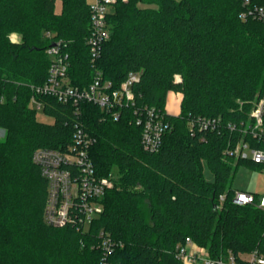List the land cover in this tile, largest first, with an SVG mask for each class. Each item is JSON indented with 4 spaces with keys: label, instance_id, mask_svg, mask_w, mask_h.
I'll return each mask as SVG.
<instances>
[{
    "label": "trees",
    "instance_id": "16d2710c",
    "mask_svg": "<svg viewBox=\"0 0 264 264\" xmlns=\"http://www.w3.org/2000/svg\"><path fill=\"white\" fill-rule=\"evenodd\" d=\"M240 10L238 0H114L107 16L111 34L95 68L113 89L137 73L133 106L114 119L92 104L76 114L40 96L39 111L53 119L44 123L36 119L30 86L47 78L45 50L52 41L65 45L71 85L82 88L94 78L85 43L88 3L0 0V264H98L99 231L122 243L111 264H182L174 248L186 237L211 258L263 251L264 212L235 205L231 188L240 164L261 168L224 155L264 91V23L239 20ZM11 33L19 43L10 42ZM169 92L182 95L176 116L165 110ZM144 107L168 123L153 153L143 149L135 125L134 110ZM198 116L219 117L221 125L191 133L187 122ZM228 123L234 131L226 130ZM78 126L95 139L89 156L96 174H117L87 232L75 222L52 227L43 221L47 183L31 160L40 148L65 150Z\"/></svg>",
    "mask_w": 264,
    "mask_h": 264
},
{
    "label": "built area",
    "instance_id": "2783aa9c",
    "mask_svg": "<svg viewBox=\"0 0 264 264\" xmlns=\"http://www.w3.org/2000/svg\"><path fill=\"white\" fill-rule=\"evenodd\" d=\"M89 9V27L85 43L88 48L89 62L95 71L94 78L87 86L79 88L70 84L67 71L68 54L61 40L52 41L45 53L49 67L45 82L39 86H30V103L36 110L42 105L40 96L53 97L58 102L70 105L76 114L82 104H92L100 111L117 119L121 108L133 106L131 87L138 80L137 73H128L118 89H113L109 81L102 80L96 70L103 44L110 37L107 16L114 0H86ZM241 21L256 20L264 23V5L258 0H238ZM264 1V0H263ZM46 38L51 34L46 32ZM179 80V77H176ZM167 113V112H166ZM168 114V113H167ZM135 125L141 127V145L146 152H156L161 139L168 129L164 115L154 108L134 110ZM221 125V118L195 117L188 120L187 128L191 133L215 131ZM226 130L234 131L231 123ZM233 140V141H232ZM224 155L231 159L249 161L264 168V91L251 103L250 109L240 121L238 131L230 139ZM95 139L80 126L76 127L70 145L63 151L40 148L33 152L32 162L38 166L41 176L46 180V201L43 221L52 227H61L68 223L77 224L87 232L90 224L102 213L101 200L106 191L113 188L115 178L108 174L100 177L96 174L89 156ZM224 196H219L223 202ZM232 202L235 205H253L264 212V195L235 191ZM96 248L99 250L98 264H111V255L122 243L114 240L107 232L99 231ZM264 244V235H263ZM175 258L182 264H264V249L234 255L228 251L225 255L211 258L207 250L197 246L186 237L183 243L174 248Z\"/></svg>",
    "mask_w": 264,
    "mask_h": 264
},
{
    "label": "rangeland",
    "instance_id": "374dc122",
    "mask_svg": "<svg viewBox=\"0 0 264 264\" xmlns=\"http://www.w3.org/2000/svg\"><path fill=\"white\" fill-rule=\"evenodd\" d=\"M55 10L56 12L60 10L59 3L56 4ZM9 40L12 43H19L20 36L16 33H11L9 35ZM175 104H176L175 105L176 111H178L177 110L178 103L176 102ZM170 111L171 110H169V112ZM179 112H180V102H179ZM36 119L37 121L44 123H52L53 121L52 117L44 114L42 111H37ZM4 137H5V131L0 128V140H3ZM109 174H111L113 178L117 179V174L115 169H112L109 172ZM203 177L207 182H210L213 179L212 174L205 166L203 168ZM231 188L234 189L235 191L264 195V168L257 169V168L248 167L245 164H240L231 180Z\"/></svg>",
    "mask_w": 264,
    "mask_h": 264
},
{
    "label": "crops",
    "instance_id": "0c3cea01",
    "mask_svg": "<svg viewBox=\"0 0 264 264\" xmlns=\"http://www.w3.org/2000/svg\"><path fill=\"white\" fill-rule=\"evenodd\" d=\"M178 99V100H177ZM180 99H181V95L179 93H174V92H169L167 94V97H166V103H165V110L166 112L169 114V115H173V116H176L179 114V102H180ZM178 103V111H176V104L175 103ZM170 107V108H169ZM169 110H171L169 112Z\"/></svg>",
    "mask_w": 264,
    "mask_h": 264
}]
</instances>
